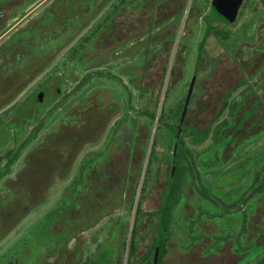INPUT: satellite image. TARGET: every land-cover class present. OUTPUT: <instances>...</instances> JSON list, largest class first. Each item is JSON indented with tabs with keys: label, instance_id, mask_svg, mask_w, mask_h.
<instances>
[{
	"label": "flooded vegetation",
	"instance_id": "1",
	"mask_svg": "<svg viewBox=\"0 0 264 264\" xmlns=\"http://www.w3.org/2000/svg\"><path fill=\"white\" fill-rule=\"evenodd\" d=\"M184 1L0 0V264H264V0H241L231 22L211 18L214 0H191L184 16ZM245 4L255 16L225 49L237 81L203 87L219 63L208 37L225 46ZM198 22L193 76L173 110ZM153 75L165 85L158 115ZM77 105L94 120L51 153ZM167 137L168 173L141 220L137 178L143 169V193Z\"/></svg>",
	"mask_w": 264,
	"mask_h": 264
},
{
	"label": "rangeland",
	"instance_id": "2",
	"mask_svg": "<svg viewBox=\"0 0 264 264\" xmlns=\"http://www.w3.org/2000/svg\"><path fill=\"white\" fill-rule=\"evenodd\" d=\"M184 3H185V8H184L183 14H184V16H186V14H189V12L191 13L193 10L189 11V9H190L189 6L191 4V0H185ZM246 4L244 5V8L240 14V16H241V18H239L240 20L238 22H236L237 24L234 26H231L229 28H226L227 29V31H226L227 32V34H226L227 38L224 42V44H226L225 46L223 44H222L223 46H220L219 42L215 36L211 35L208 37L206 44H205V49L207 50L206 54L209 56V59L210 58L215 59L219 63L217 66H215L214 73L212 75H210L209 72L212 70V68L209 66V63L207 62L206 57L205 58L202 57V65L201 66L203 68L201 69V76H206L207 72L209 73V76H210V77L208 76L209 79H207L206 81H204L202 83L203 87L204 86L211 87V86H214L216 83H220V84H222V86L225 85L227 87L228 83L237 81L238 74L234 71V67H233V63H232L233 61L231 60L232 54L226 52L225 49H227L226 47L229 48L230 43L233 41L235 35L237 34L238 28H239V23H241L242 20H244V19H248L252 15L255 16V14L253 13L254 11L252 9H250V7H248ZM196 13L197 12H195V11L193 12V14H195V17H197ZM200 26H203V25H201L200 22L191 23V25L189 26L190 32L185 37L188 41L187 46H189V47H188V50L186 52L187 55L185 57L184 64H183V78L179 81V83H178V80L175 81L176 83H178L177 89H176V91H174V94L175 93L176 94L174 95V97H171L172 100L168 101L167 108L169 107L173 110L176 109L178 102L182 99V96L186 92L185 83L183 81H189L190 79H192L193 70H194L193 69L194 68L193 61H194L196 54H197L196 43L199 42L203 36L202 31H198V28ZM182 27H183V24H179V30H181ZM173 52H175L174 49H173ZM171 57H172V54H171ZM170 63H169V65H170ZM49 72H51V71H49ZM155 79H156L155 82L152 83L153 94L151 97V101H152V103H151L152 108L151 109H152V111H155L156 114L158 115L160 105L157 102L158 101L157 99H159L158 96H160L159 94L162 92V90L165 89L164 88L165 85H162V83H164L163 82L164 79L162 80L161 83L157 81L156 77H155ZM167 80H168V78H167ZM175 82L173 84H176ZM220 84H218V86ZM211 89L215 91V88H211ZM154 100H156V101H154ZM81 112H83V115L85 117H81ZM76 113H77L78 117L76 115H74V117L72 119V122H74L73 126L71 128H68V129H63L60 131L58 130V132L56 133V136L49 140L47 148L51 153H53V154L57 153V151L60 150V146H63L66 144V141L68 140V132L69 131H73V132H71L72 134H79V133L87 131V129L90 127L91 121L94 120V118L96 116L95 113L90 112L89 110H80L79 105L76 106ZM62 125H65V124H62ZM154 126H156V122L154 123ZM58 129H60V128H58ZM169 139H170V137L164 138L161 142H159L158 147H157V149H158L157 152L162 151L161 153H163V154L160 156L161 159L158 158L159 161L158 160H157L158 162L155 161L152 165V168H151V175H150L149 180H150L152 192H151L150 198H148L149 192H150V188H149L150 185H146L145 191L143 193H140V187L143 184L142 181L144 178V175H143L144 170L143 169L140 170L141 174L137 178L136 199H139V201H140V211H141V213L139 214V217L137 214V218H141V220H143V218H144V216H143L144 210L147 209V203H150V200H151V206H154L155 199L158 198V191H159L158 188L165 181L164 178L168 173L166 171L167 161L164 158V154L167 155L170 152V149H169L170 140ZM158 156H159V154H158ZM143 157H144V153L142 155L141 160L144 159ZM160 162H162V164ZM142 163L143 164H141V166L138 165L137 169L145 166V163L144 162H142ZM158 173L161 174L160 177H157ZM156 182H161V183H159L157 188L155 189L154 183H156ZM133 187H135L134 183L132 185V190H133ZM156 190H157V192H156ZM134 205L135 204H133V208L130 212V214H131V217H129L130 218V224H131V220L133 221V216H134L135 210H136ZM49 207L50 206L44 207L43 209H40V210L39 209L34 210V212L27 219H25V221L22 223L21 227L19 226L9 235V237L6 241H11L15 237H17V235L21 232V230L24 229V226L25 227L30 226L35 220H37L43 214V212L47 211ZM124 216H125V213L122 215L123 220H124ZM139 229L142 230V225L139 226ZM125 236H127V235H125ZM189 256L191 258H193V255L191 253H189L184 257L183 261L186 262L187 259L189 258ZM168 258L171 260L175 259L176 258V252L170 254L168 256Z\"/></svg>",
	"mask_w": 264,
	"mask_h": 264
},
{
	"label": "water",
	"instance_id": "3",
	"mask_svg": "<svg viewBox=\"0 0 264 264\" xmlns=\"http://www.w3.org/2000/svg\"><path fill=\"white\" fill-rule=\"evenodd\" d=\"M240 2H241V0H214L212 3L211 12H210L211 18H215L217 20H223V21H227V22L233 21ZM185 110H186V104L183 108L182 118H181L180 124L177 128L175 151H176V146H177V137H178L180 130H181V127H182V122H183V118L185 115Z\"/></svg>",
	"mask_w": 264,
	"mask_h": 264
},
{
	"label": "trees",
	"instance_id": "4",
	"mask_svg": "<svg viewBox=\"0 0 264 264\" xmlns=\"http://www.w3.org/2000/svg\"><path fill=\"white\" fill-rule=\"evenodd\" d=\"M169 127H173V126L169 125Z\"/></svg>",
	"mask_w": 264,
	"mask_h": 264
}]
</instances>
